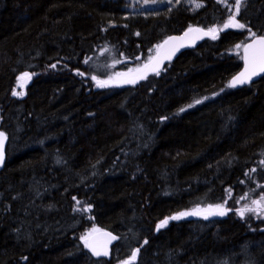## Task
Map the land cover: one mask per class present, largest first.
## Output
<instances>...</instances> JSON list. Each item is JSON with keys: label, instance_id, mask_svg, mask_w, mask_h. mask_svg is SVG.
I'll list each match as a JSON object with an SVG mask.
<instances>
[{"label": "trees", "instance_id": "16d2710c", "mask_svg": "<svg viewBox=\"0 0 264 264\" xmlns=\"http://www.w3.org/2000/svg\"><path fill=\"white\" fill-rule=\"evenodd\" d=\"M200 1L125 18V0H0V264H116L135 250L129 264H264V211L156 228L228 193L264 197V75L229 87L236 45L264 36V0H243L239 14L235 0ZM232 16L247 27L225 28ZM190 26L216 39L159 75L118 87L87 76L99 49L144 66ZM22 72L31 80L14 96ZM91 226L117 236L109 259L80 240Z\"/></svg>", "mask_w": 264, "mask_h": 264}, {"label": "rangeland", "instance_id": "374dc122", "mask_svg": "<svg viewBox=\"0 0 264 264\" xmlns=\"http://www.w3.org/2000/svg\"><path fill=\"white\" fill-rule=\"evenodd\" d=\"M126 3L123 6L124 9V17L125 18H135L138 16H142V17H146L148 15H153V14H164L168 11H170L172 8L178 6L183 0H125ZM187 2H193L195 4V6H197L198 4H200V0H186ZM211 29H215V28H211ZM217 29L216 32L213 33L214 35L217 34ZM241 45L238 49L241 50L243 44H239ZM157 45L154 48V52L156 51ZM154 52L152 53V55L154 54ZM151 55V56H152ZM124 58L123 55H116L113 52H111L108 48H102L97 50L96 53L92 54L88 59H89V63L92 65V73L87 74V76L94 82H98V81H104L106 82V87H118V86H122L128 83H125L124 81L126 80V78H129L133 75H135L137 70H140L143 66V63L137 62L136 59L134 60V63L132 64H124V65H119V61ZM24 73H28L30 76V79H24V80H19L18 78H20ZM123 74V75H120ZM31 74L29 72H22L20 74L17 75L16 77V81H15V86L13 91L22 93V95L24 94L25 88L28 85V83L31 80ZM93 77H95V79H93ZM22 95H14V96H22ZM215 96V94L213 95H209V96H205V97H201L199 99H196L194 101H192L191 103H189L188 105H185L184 107H182L183 109H188V108H192L198 104L195 103V101L200 100L201 103L203 101H206L208 99H211ZM200 104V103H199ZM189 105H193L192 107H188ZM181 108V109H182ZM230 193L227 194V196L218 203L215 204H201V205H195L192 206L191 208L188 209H184L181 210L180 212L160 221L158 225H160L163 221L167 220V224H169V222L171 221H175V220H180V219H172V217L177 216L179 213L182 212H193L194 210H200V214L199 215H188V216H184L181 219H186V218H202L205 219V215H207V219L210 218H218V217H223V216H219V215H209V211L214 210V207L216 205H223V207L229 211L235 210V212L239 215V211L241 209H243L246 205L248 207L251 208H256L257 206L253 204L254 200H260L261 197L256 198L253 200H249L247 197H239L237 198L235 201H230L229 199ZM264 203V202H262ZM210 206H212V208H210ZM261 210H257L255 212H246L245 215L247 213H252L254 214L253 217H257L258 215H260L259 213H261ZM225 216V215H224ZM167 224H165L163 227H165ZM160 227V228H163ZM157 228V227H156ZM158 229V228H157ZM99 228L97 226H91L90 228L86 229L82 235L80 236V240L82 241V243L84 244V246H86L85 244V239L84 238H88V236L96 231H98ZM136 253L137 255V251H133V253ZM133 253L131 254V256L123 261H120L116 264H125V262H129L131 263L132 261H134L132 259ZM136 258V256H135Z\"/></svg>", "mask_w": 264, "mask_h": 264}, {"label": "water", "instance_id": "95a60500", "mask_svg": "<svg viewBox=\"0 0 264 264\" xmlns=\"http://www.w3.org/2000/svg\"><path fill=\"white\" fill-rule=\"evenodd\" d=\"M191 29V31H190ZM209 29L204 28L201 26H190L187 29L183 30L180 33L177 34H171L164 38L158 45H162L161 48H156V51L152 55V57L147 61L145 65H148V68H145L142 66L139 72H137L135 75L126 78L128 79H135L136 82L138 83L142 79H139L138 77L141 75H144L146 73L145 78L150 75V74H155L151 69L153 67H156L158 64V70H162L166 65L169 63L173 62L174 59L183 51L190 50L196 48L199 44H201L204 40L211 38L213 34H208ZM187 33V35H185ZM257 37L263 36V35H256ZM177 38L170 40L169 38ZM253 37L248 39L242 46L241 49V68L231 76L229 79V83L233 80L234 77L238 76L241 72L245 70V51H244V45L246 44H251L253 41ZM168 41L167 44L164 42ZM171 56L170 59H167L165 57ZM134 62V59L132 58H122L119 61V65H124V64H132ZM264 75V72H261L255 76L251 77V80L247 83L244 84H239L236 87L233 88H239L242 86H246L253 81L257 80L261 76ZM128 84H133V83H128ZM0 133L4 134L5 139L3 140L2 146H0V152L3 153V161L0 163V170L3 168L5 159H6V145H7V135L4 131L0 130ZM261 231H264V227L261 228ZM117 241V236L110 232L107 229H99L98 231L90 234L87 238V244L91 245V247H87L88 252L90 255L94 258H105L109 259L110 257V249L111 246L115 244ZM93 249L96 251L102 253L101 255L97 256L93 254ZM107 252V255H104L103 253Z\"/></svg>", "mask_w": 264, "mask_h": 264}, {"label": "snow or ice", "instance_id": "6c2138e0", "mask_svg": "<svg viewBox=\"0 0 264 264\" xmlns=\"http://www.w3.org/2000/svg\"><path fill=\"white\" fill-rule=\"evenodd\" d=\"M243 3V0H235V10H236V14H239V9H240V5ZM200 5L198 4L197 7H199ZM225 28H230V27H234V28H238V29H245L247 26L245 24H241L238 21H236L235 16H232L229 18L228 23H226L224 25ZM249 32L251 31L250 29H248ZM191 31V29H190ZM216 32V29H209L208 34H213ZM187 35V33L185 34ZM252 37L254 38L251 44H246L244 45V51H245V70L243 72H241L238 76L234 77L233 80L229 83V87H236L239 84H244L247 83L251 80L252 76H255L261 72H264V36H260L257 37L255 33H251ZM213 39H216V35H212ZM170 40L173 39H177V38H169ZM165 44L168 43V41L164 42ZM241 45H236L237 48H239ZM162 45H157V48H161ZM167 59H170L171 56H167L165 57ZM87 62V61H86ZM54 67V66H53ZM145 68H148V65L144 66ZM153 72H155L157 75H159V70H158V64L156 67H153L151 69ZM140 71V70H137ZM82 75V73H81ZM123 75V74H120ZM146 76V73L144 75L139 76V79H144ZM19 80H24V79H30V76L28 73H24L20 78H18ZM93 79H95V77H93ZM125 83H135L136 80L135 79H128L124 81ZM97 86L98 87H105L106 86V82L104 81H98L97 82ZM13 95H22V93L13 91ZM196 104L201 103L200 100L195 101ZM193 105H189L188 107H192ZM185 109H180V111H184ZM5 139L4 134L0 133V146H2L3 144V140ZM3 161V153L0 152V163H2ZM264 197H261L260 200H254L253 204L256 205V208H251L248 207L247 205L241 209L239 211V215L241 216V218L244 217L246 212H255L257 210H261L264 211ZM79 203V202H77ZM210 208H212V206H210ZM227 209H225L223 207V205H216L214 207V210L209 211V215H219V216H224L227 214ZM200 214V210H194L193 212L187 213V212H182L179 213L177 216L172 217V219H181L184 216H188V215H199ZM205 219H207V215H205ZM165 224H167V220L163 221L160 225L157 226V228L159 229L160 227H163ZM85 239V244L87 247H91V245L87 244V238ZM138 251V250H137ZM93 254L94 255H101L102 253L96 251L95 249H93ZM104 255H107V252L103 253ZM136 256V253H133L132 259L134 260ZM125 264H129V262H125Z\"/></svg>", "mask_w": 264, "mask_h": 264}, {"label": "flooded vegetation", "instance_id": "af4514ba", "mask_svg": "<svg viewBox=\"0 0 264 264\" xmlns=\"http://www.w3.org/2000/svg\"><path fill=\"white\" fill-rule=\"evenodd\" d=\"M137 72H139V71H136L135 73H137Z\"/></svg>", "mask_w": 264, "mask_h": 264}]
</instances>
